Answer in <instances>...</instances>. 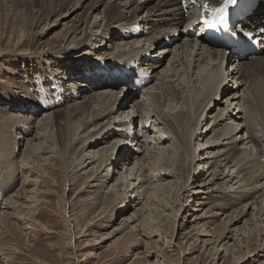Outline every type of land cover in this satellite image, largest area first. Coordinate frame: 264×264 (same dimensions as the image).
Segmentation results:
<instances>
[{
  "label": "bare ground",
  "instance_id": "6f19581e",
  "mask_svg": "<svg viewBox=\"0 0 264 264\" xmlns=\"http://www.w3.org/2000/svg\"><path fill=\"white\" fill-rule=\"evenodd\" d=\"M8 1L0 0V7ZM205 2L217 7L222 0H53L47 15L55 16L51 25L64 28L63 46L78 48L87 42L72 54L45 55L55 52L49 45L39 50L51 82L38 88V94L23 86L21 92L7 89L0 98L4 191L21 176L17 189H0V239L16 227L24 236L36 227L52 233L33 212L51 192L39 187L48 178L45 166L52 169L55 160L60 169L75 174L87 159L91 173L84 179L96 173L93 189L104 188L116 174L105 193L108 205L123 211L132 207L125 218L137 222L131 228L146 227L165 210L176 213L183 207L180 198L197 206L210 199L196 219L209 208V215L231 208L214 228L194 220L199 234L217 237L211 247L215 259L222 251L220 258H237L242 247L251 251L250 242L254 247L242 258H264V1L257 0L252 15L240 22L260 36L263 52L244 58L207 42L201 21ZM43 34L40 30L34 36L39 41ZM25 37L21 31L16 40ZM154 46H159L157 53ZM98 52L118 54L99 60L94 55ZM80 90L84 93L78 96ZM38 106L46 109L36 116L31 137ZM12 132L25 140L16 159H10L15 146L9 152L7 148ZM87 142L91 146L85 152ZM205 147L211 151L202 162L206 151L198 150ZM200 164L209 165V172L196 184ZM166 175L170 178L162 180ZM174 186L179 210L170 207ZM245 215L243 223L232 227ZM102 236L95 242L102 243ZM9 254L0 241V264Z\"/></svg>",
  "mask_w": 264,
  "mask_h": 264
},
{
  "label": "rangeland",
  "instance_id": "374dc122",
  "mask_svg": "<svg viewBox=\"0 0 264 264\" xmlns=\"http://www.w3.org/2000/svg\"><path fill=\"white\" fill-rule=\"evenodd\" d=\"M52 2L53 0H20L17 2L9 0L0 7V98L7 96V89L21 92L23 86H29L31 91L34 90L38 94V88L47 85L52 80L48 78L50 75L42 60L45 55L66 50H70L69 53L72 54L84 49L81 47L87 41L78 48L63 46L60 40L64 28L61 24L51 25L55 16L47 15V10L53 6ZM46 28L49 29L45 31ZM40 30L44 31V34L37 41L38 37L34 35ZM21 31L26 36L25 39L16 40ZM48 45L55 52L47 51L49 53L45 55L38 53L39 50H46ZM158 48L159 46H154L153 53H157L158 51H155ZM116 54L118 53L109 52L100 56L98 52L94 55L96 59L103 60ZM60 55L59 53L58 57ZM57 61L55 60V62ZM142 66L140 64V68ZM29 80H32V85ZM120 84L116 86L120 87ZM44 87L47 88V86ZM83 93V90H80L78 96ZM2 103H4V99L0 100V104ZM7 106L8 109H12L11 104ZM43 109L46 108L38 106L35 120L32 123L34 127L30 130L31 137L36 131L35 126L39 120V118L36 119V116ZM90 128L91 126L87 127L86 131H92ZM79 132L83 133L81 130ZM8 138L9 144H11L7 147L8 152L15 146L10 159H14L15 156L18 158L25 147V140L18 138L13 132ZM203 139L198 140L200 144ZM90 146L91 144L87 142L84 151L87 152ZM129 147L134 148L132 145H128ZM7 148L5 149L7 150ZM210 149L205 147V149L198 150V154L203 153V150L206 151V155L202 156V162L205 161V156L209 154ZM140 151L141 148L136 153ZM87 161L86 159V162L75 174L60 169L55 160L52 162V169L45 166L48 169V178L42 181L39 187L44 191H47L48 188L51 192L43 195V199L47 202L41 199L36 203L33 212L47 230H52V233L36 227L34 230H27L26 236H24L20 233L19 228H12L10 233L0 239L7 251H10V258L6 260V263L4 262L5 264H262L261 262L264 261V258L258 256L242 258L247 252L245 247H242V255L240 254L237 258L233 259L231 254L220 258L224 253L222 251L220 256L215 259L216 252H212L211 247L214 245L213 240H216L217 237L199 234L195 228L197 221L194 220H198L199 225L206 222L205 226L208 229L214 228L220 224V219H223L225 213L229 212L231 208L222 211L219 215H209L211 214V208H209L205 217L196 219L195 215H200L210 206V199H201L208 203L197 206L188 201L187 197L180 198L179 201L183 203V207L179 210L175 186L170 191V207L179 211L172 213L171 210L170 212L165 210L160 219L153 218V223L146 227L131 228L137 222H126L125 218L131 214L133 208L130 207L123 211L119 209V206L108 205L110 198L105 193L116 174L105 182L104 188L93 189L94 187H91L90 184L97 182L95 179L92 180L96 173L88 181L84 179L86 174L91 173L92 164L86 166ZM208 167L209 165L200 164V171L196 179L191 174V178L196 180V184L203 180V176L208 175ZM3 168L0 166V174L5 171ZM111 169L113 170V167ZM117 169L119 168L116 167L114 170ZM162 178L165 180L170 177L166 175ZM0 180V189L4 191L2 185L6 180L4 177H0ZM15 180L13 187L9 186L10 189H5L4 192L9 190L7 193H10L20 186L21 176H17ZM85 180L86 182L82 184ZM201 195L202 197L206 196V194ZM191 200L194 199L191 198ZM2 202L3 196L0 195V206L3 205ZM134 206L138 208L139 204ZM244 219H247V215L240 218L232 227L236 224L240 225ZM100 233L105 239L100 237V240H103L102 243L95 242L96 236ZM224 241L225 239L217 242ZM253 247V242H250L251 251ZM251 251L249 250L247 253H251Z\"/></svg>",
  "mask_w": 264,
  "mask_h": 264
},
{
  "label": "snow or ice",
  "instance_id": "6c2138e0",
  "mask_svg": "<svg viewBox=\"0 0 264 264\" xmlns=\"http://www.w3.org/2000/svg\"><path fill=\"white\" fill-rule=\"evenodd\" d=\"M240 2L241 0H222L218 7H213L205 2L201 14V21L204 27L212 30H227L229 26V7L239 6ZM235 34V32L232 33V35Z\"/></svg>",
  "mask_w": 264,
  "mask_h": 264
}]
</instances>
